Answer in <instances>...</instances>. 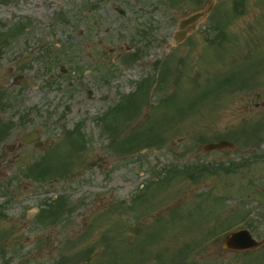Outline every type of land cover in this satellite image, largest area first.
<instances>
[{"label": "rangeland", "instance_id": "obj_1", "mask_svg": "<svg viewBox=\"0 0 264 264\" xmlns=\"http://www.w3.org/2000/svg\"><path fill=\"white\" fill-rule=\"evenodd\" d=\"M263 102L264 0H0V264H264Z\"/></svg>", "mask_w": 264, "mask_h": 264}, {"label": "water", "instance_id": "obj_2", "mask_svg": "<svg viewBox=\"0 0 264 264\" xmlns=\"http://www.w3.org/2000/svg\"><path fill=\"white\" fill-rule=\"evenodd\" d=\"M202 13H196L192 15L188 20L182 22L181 26L186 24L187 22H193L198 17H200ZM184 32H178L176 35V40H181L184 36ZM40 137V133L36 130H32L25 135L22 136L21 140L25 143H32L36 141ZM224 148H230L232 150L236 149V145L232 142L226 140H220L217 143H208L202 146L204 151H211V150H221ZM264 244V238L261 240H255L250 232L247 229H241L235 232L230 233L224 242V246L227 248H231L234 250H248L254 249L259 247L260 245Z\"/></svg>", "mask_w": 264, "mask_h": 264}]
</instances>
